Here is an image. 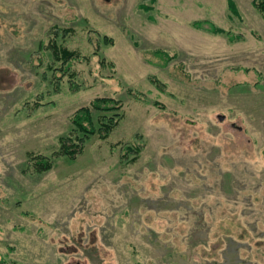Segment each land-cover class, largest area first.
I'll return each mask as SVG.
<instances>
[{"label":"rangeland","instance_id":"obj_1","mask_svg":"<svg viewBox=\"0 0 264 264\" xmlns=\"http://www.w3.org/2000/svg\"><path fill=\"white\" fill-rule=\"evenodd\" d=\"M234 1L0 0V264H264V19Z\"/></svg>","mask_w":264,"mask_h":264},{"label":"trees","instance_id":"obj_2","mask_svg":"<svg viewBox=\"0 0 264 264\" xmlns=\"http://www.w3.org/2000/svg\"><path fill=\"white\" fill-rule=\"evenodd\" d=\"M252 4L264 19V0H252ZM228 8L234 14H238L239 12L237 3L234 0H228ZM210 28L216 32L225 31L224 29L216 27L211 22ZM52 47L55 54L64 61L78 55L77 51L69 50L57 43H53ZM117 104L118 103L114 98L104 96L97 97L90 105L78 109L73 115L72 122L79 135L72 133L67 136H61L59 153L74 158L76 154L83 150L85 140L90 136L98 134L99 137L106 138L123 116V114L118 111L121 106H118ZM94 111L101 113L96 120L98 125L95 124ZM110 111L113 113L108 115V112ZM139 150L140 148L136 146L128 147V151L139 152ZM136 158L137 157L134 156L131 160H136ZM53 164L52 159L48 156L36 155L35 167L37 171H47L53 167Z\"/></svg>","mask_w":264,"mask_h":264}]
</instances>
